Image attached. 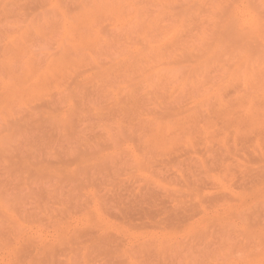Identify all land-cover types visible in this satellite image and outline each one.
<instances>
[{
    "label": "rangeland",
    "instance_id": "374dc122",
    "mask_svg": "<svg viewBox=\"0 0 264 264\" xmlns=\"http://www.w3.org/2000/svg\"><path fill=\"white\" fill-rule=\"evenodd\" d=\"M0 264H264V0H0Z\"/></svg>",
    "mask_w": 264,
    "mask_h": 264
},
{
    "label": "bare ground",
    "instance_id": "6f19581e",
    "mask_svg": "<svg viewBox=\"0 0 264 264\" xmlns=\"http://www.w3.org/2000/svg\"><path fill=\"white\" fill-rule=\"evenodd\" d=\"M154 129H156V128L154 127ZM166 129H167V128H166ZM166 129H165V130H166ZM165 130H164V131H165ZM168 131H169V130H168ZM154 133H155V132H154ZM164 133H165V132H164ZM167 133H168V132H167ZM152 134H153V133H152ZM161 134H162V133H161ZM165 134H166V133H165ZM156 135H157V134H156ZM154 136H155V135H154ZM156 138H157V137H156ZM160 138H161V137H160Z\"/></svg>",
    "mask_w": 264,
    "mask_h": 264
}]
</instances>
